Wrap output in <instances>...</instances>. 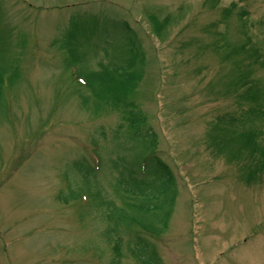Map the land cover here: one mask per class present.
I'll use <instances>...</instances> for the list:
<instances>
[{
	"label": "rangeland",
	"instance_id": "374dc122",
	"mask_svg": "<svg viewBox=\"0 0 264 264\" xmlns=\"http://www.w3.org/2000/svg\"><path fill=\"white\" fill-rule=\"evenodd\" d=\"M114 22L144 58L125 101L175 181L148 237L162 263L264 264V0H0V264L112 258L106 202L121 205L119 171L141 147L77 73L125 60ZM80 159L97 169L81 178ZM116 230L120 264H138Z\"/></svg>",
	"mask_w": 264,
	"mask_h": 264
},
{
	"label": "trees",
	"instance_id": "16d2710c",
	"mask_svg": "<svg viewBox=\"0 0 264 264\" xmlns=\"http://www.w3.org/2000/svg\"><path fill=\"white\" fill-rule=\"evenodd\" d=\"M107 26L118 30L124 38L127 46L125 60L121 64L99 61L98 69L93 71L80 68L77 79L97 98L121 107L123 120L128 125L129 139L141 147L136 163H123L122 170L119 171L120 185L123 186L115 191L121 205L106 202L109 212L117 213V218L112 222L113 227H109L114 233L113 237L116 236L109 264H120L122 256L121 238L116 230L118 226L133 234L126 241L127 254L132 259L138 264H163L148 237L161 234L167 227L176 199L174 176L170 168L153 154L155 141L148 128L143 130L144 116L132 101H125L126 94L136 88L142 76L141 65L144 58L138 38L125 22H114ZM74 59L77 61L74 64H80L77 55ZM256 111L262 114L259 110ZM72 166L81 178L98 167L96 165L92 168L84 159L73 162ZM107 238L110 237L107 235Z\"/></svg>",
	"mask_w": 264,
	"mask_h": 264
}]
</instances>
